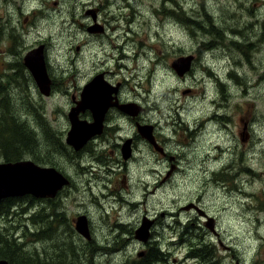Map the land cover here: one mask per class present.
<instances>
[{
    "label": "rangeland",
    "instance_id": "obj_1",
    "mask_svg": "<svg viewBox=\"0 0 264 264\" xmlns=\"http://www.w3.org/2000/svg\"><path fill=\"white\" fill-rule=\"evenodd\" d=\"M101 3L105 11L107 0H0V23L14 15L22 43V63L17 69L7 62L5 54L0 59V145H13L23 155L22 160L34 161L52 152L78 182V191L51 210L54 218L50 222L45 212L39 214L48 204L36 203L32 197L12 199L11 205H4L2 209L8 210L0 213V242L11 244L15 261L25 264H140L143 258L139 253L149 252L150 245L161 253L155 264H264V0H116V7H123L118 17H99L105 32L98 35V45L104 46L109 60L104 65L93 52L95 39L80 27L91 20L86 11ZM209 20L218 32L207 29ZM116 24L122 29L117 30ZM107 34H120V39L102 42ZM10 42L0 46V54L8 52ZM34 44L33 48L44 44L52 51L51 58L47 53L46 63L53 66L57 82L50 100L40 95L31 73L23 67V57ZM139 52L142 58L135 64ZM143 52L160 62L150 64ZM232 52L237 53L240 64H232ZM187 55L196 56L198 62L180 77L171 63ZM99 67L116 72L124 80L127 94L156 108L155 120L168 121L164 136L178 168L167 184L160 186L159 182L170 161L159 166L158 172L131 173L128 189L115 190L107 172L87 171L88 160L82 162L81 174L60 156L65 149L59 145L70 129L66 117L70 96L90 79L82 76L81 70ZM236 67L240 70L234 72ZM62 70L65 77L57 75ZM235 73L244 75L241 79ZM67 87V96L59 94ZM212 115L217 116L215 124L208 125L204 136H196L199 117ZM43 126L53 129L55 137L43 138ZM94 132L85 133L84 139ZM18 136L35 140L25 154L17 146ZM217 146L228 155L222 152L216 161L209 162L211 155H220H216ZM0 160L6 161L2 156ZM242 164L247 168L245 183L241 175H233L241 172ZM227 165L224 173L229 176L219 177L230 180L217 181L220 190L212 184L205 188L206 180L210 183L212 174ZM137 181L141 182L136 189ZM194 198L214 214L217 236L210 234L202 221L197 224L192 213L182 210ZM100 204L107 208L106 213ZM160 211L166 218L155 223L151 243L138 241L135 229L142 217L153 218ZM80 214L90 220L91 241L74 229L72 219ZM127 227L126 234L121 235ZM205 241L208 244L202 261L191 258L192 252H197L195 244L198 248ZM37 249L43 259L40 262L29 257ZM22 253L28 259L21 257Z\"/></svg>",
    "mask_w": 264,
    "mask_h": 264
},
{
    "label": "flooded vegetation",
    "instance_id": "obj_2",
    "mask_svg": "<svg viewBox=\"0 0 264 264\" xmlns=\"http://www.w3.org/2000/svg\"><path fill=\"white\" fill-rule=\"evenodd\" d=\"M228 1L230 0H227V2ZM104 6L105 5L103 3L98 4V5L95 4V6H93L94 9H89L88 11H86V15L91 17V20L89 21L88 25L87 24L80 25L81 28L83 29L86 28V31L89 33V35H92V38L95 39L94 41L95 48L93 49V52L96 54L97 59L103 65L106 62H109V60H108V57L104 54V46L98 45V40L100 38L98 37V35H102L105 32V25L99 22V17L101 16L103 20L106 19L103 17V15H106V16L112 15L113 17H116V16L118 17V10L123 8L121 7L122 5H120L119 7H116V0H107V5H106L107 9L105 11H104L105 8H103ZM250 13L252 12L250 11ZM209 17L211 16L209 15ZM27 21L28 19H25L24 23H27ZM2 22H3L2 24L0 23V26L3 27L0 33V46L5 44L9 40H11L10 42L11 45L9 46V50L7 53H1L0 55L3 56L4 54L15 53L21 56L22 49L16 48L15 40L13 37V35H19L16 29L15 16L12 15ZM212 26L213 25L210 23V20H209L207 23V28L209 29ZM247 26H250V25L247 24ZM115 28L117 30H121L122 26L116 24ZM113 30H114V27H113ZM5 34H8L9 37L8 38L4 37ZM204 35H205V39H208L206 34ZM113 38L115 40L116 39L119 40L120 34H115L114 36L107 34L106 36L103 37L102 42H105V40L113 41ZM49 43L51 44V42ZM34 46H36V44L31 46V49ZM36 48H33L31 51H34ZM49 48L50 47L45 45L46 60H47V53L49 55V58H51V53L48 52ZM207 49L211 50L212 48L208 46ZM76 50L80 51L79 47H77ZM31 51H29L28 53H30ZM141 52H139L135 56V64H138L139 59L142 58V56L140 57ZM232 53H233L232 55L235 58L232 64L234 65H236L237 63L240 64L241 59L237 57L238 56L237 53L236 52H232ZM142 54L143 56H145L147 60L150 61V64L154 63L155 65H157V63L160 62V59H155V57L152 60L151 54L149 53L143 52ZM26 55L23 57V67H26L24 64V58L26 57ZM1 58L2 57H0V59ZM196 62H198V60L196 56H194L193 64H195ZM18 63H19L18 66H20L22 61L20 60L18 61ZM9 64L13 68L17 67L16 66L17 63H15V61H13L12 63L10 62ZM254 67L256 68L255 65ZM26 69L30 72V70L27 67ZM47 69L49 71L48 74L51 80V86H50L51 89H49L50 94L49 96H46L40 93L39 89L38 91L40 95L43 96L44 99L50 100L54 97V85L57 82L56 81L57 76L54 75L55 70L53 69V66L49 65L48 61H47ZM232 70L234 72H237V70H240V67L239 68L236 67V69H232ZM90 71L92 72L91 75H89ZM16 73H20V71L17 70ZM60 74L62 75V77H65V70H62L57 75L59 76ZM235 74L236 76L241 77V79H242V75H244L242 74L240 76L237 73ZM21 75L23 74L21 73ZM81 75L88 76V78L90 79L85 80L82 88L75 90L71 94L70 103L68 107V113L66 117L70 123V128H71V121H70L68 114L72 110L76 109V107L78 106L77 105L78 103H81L82 109L78 116L79 122L83 124L85 128H88L89 126H94V129H86L84 131L85 133L89 131H95V132L91 135V137L87 140V142L79 150H77L74 145L68 144L66 141L67 134L70 131L69 129V131L66 134H64V140L62 144L59 145L61 148L65 149L64 152L60 150L61 151L60 156H63L66 160L70 161L75 169H78L79 171H81V174H82L81 164L83 161L88 160L90 162V166L87 168V171L91 172V171H94L95 169H99L101 173H103L104 171L107 172V174L110 175V179H111L110 184L113 186L115 190H120V188L128 189V182H129L131 173L135 174V173H146V172H152V173L158 172L159 166L163 164L165 165V163L167 164L168 161H170L172 162V164L169 165V170L166 171L165 176L159 182L160 186L163 185L164 183L167 184L169 179L172 177L173 173L178 168V165L173 163L174 161H176V158L174 157L173 153L170 151L171 146L169 144V141L164 136L165 127L168 121L163 120L161 118H158L157 120H155L156 113H157L156 108H154L153 106H149L147 103L140 102L136 98V96H131L127 94L125 92V82L123 79L118 78L116 72L112 70L104 71V69L101 67L97 69L84 68V70H81ZM228 76L229 77L231 76V72L228 73ZM248 78H250L249 75H248ZM134 79L135 80L137 79V75H135ZM93 82L95 83L97 82L101 87L96 90L97 95L90 98V95L88 93L89 89L87 87H89V85L92 84ZM219 82L221 85L225 84L220 80ZM200 83H202V81H198V84ZM59 94H63L67 96L69 94L68 87L65 89V91L63 92L61 91ZM203 98L206 99L205 97ZM214 100L215 99L211 100V102ZM89 105H91L94 112L91 110ZM99 111L101 114L99 113ZM215 116L216 115L199 117L201 125L197 129L198 134L196 136L202 137L206 134L205 130L208 127V125L215 124V118H214ZM144 127H146L147 129H143ZM140 128L142 130L141 132H140ZM40 134L42 135L43 138L48 137V136L55 137L54 130L48 129L46 126H43L41 128ZM34 144H35V140H34ZM216 150H217L216 155L217 154H220V155L218 156L211 155L209 157V162L216 161L222 154L225 156L228 155L226 154L225 151H223L220 148V146H217ZM227 151H229V154H232V150H227ZM244 152L245 151H242L240 154H244ZM207 155L209 154L207 153ZM205 157H206V154H205ZM152 159H156V160H152ZM200 160H201V157H200ZM33 162L34 163L36 162L35 164L36 165L38 164L37 165L38 167H42L41 169H55L67 180V182L70 183L69 187L68 185L63 186V188L58 192L56 197L53 199H34L36 203L42 204L45 202L48 204V208L46 210H41L39 214H42L43 212H45L49 218L51 217V219H48V222H50L54 218V214L51 210L56 207L58 202L59 203L62 202L64 199L71 197L78 191V188H77L78 182H77V179L73 176V174H71L67 170L65 163L56 161V159L52 156V152L47 153L44 157L38 156ZM131 166H134V168L132 169ZM227 169H228V165L222 167L218 173L217 172L213 173L211 182L209 183V179H207L204 187L209 188V185L212 184V187L217 186L216 188L220 190L222 186L217 184L216 182L230 180L229 178L221 179L219 177V175L229 176L228 174L224 173L225 171H227ZM241 169H242L241 172L233 173V175H236V176L241 175L242 176L241 182L245 183L246 181H244L243 178L245 177L244 173L246 172L245 169L247 168L245 167L244 164H242ZM74 178L76 182L74 181ZM140 182L141 181L136 182V189H137V183H140ZM160 186L158 185L156 188ZM241 193H243V190H241ZM202 194H203V191L200 190L198 193L199 197H201ZM236 195L239 199H241V196H239L237 193ZM120 198H122V195ZM100 205L103 211L106 213L107 208L103 207L102 204ZM109 207L111 208V206ZM182 210L187 211L188 213H192V216L194 215L193 219L196 221V223L198 224L200 223L198 221H202L205 227L207 223L212 221L213 224L215 225L214 232L210 231L207 227L206 228L208 229L210 234H214L216 236L218 235V232L216 229V220L214 219V214H211L206 209H203L199 205V202H197L196 198H194V201H191L186 206L182 207ZM161 211L158 212V214L153 218H150L144 215L142 217L139 227L135 229V234H136V231L143 225V223H146L149 220L153 221V228L154 226L157 225V223L160 224L161 222H163L164 218H166V213L161 212ZM84 217L87 220V225H88V229H89L91 240H92L93 237H92V229L90 226V220L88 219L86 215L80 214L77 217L72 219L74 229L78 233L75 227V222L79 220L80 218H84ZM194 225L195 227L198 228V230H201L200 226H197L196 224ZM128 228L129 227L124 228L120 234L121 235L126 234ZM153 228L151 230V237L153 236ZM197 239H201V238H197ZM149 243H151V240ZM207 244H208V241H205L201 247L197 248L196 244L194 246V248L198 252L196 256V260H199V262H201L204 256L206 255ZM39 254L40 253L37 249V253L35 252L37 262H40L43 260V259H40ZM147 254L148 252L143 253V259H145ZM59 256L63 257L64 255L59 254ZM69 263L73 264L71 261Z\"/></svg>",
    "mask_w": 264,
    "mask_h": 264
},
{
    "label": "water",
    "instance_id": "obj_3",
    "mask_svg": "<svg viewBox=\"0 0 264 264\" xmlns=\"http://www.w3.org/2000/svg\"><path fill=\"white\" fill-rule=\"evenodd\" d=\"M44 51V45L40 46L37 50L31 51L24 58V64L33 74L41 92L49 96L51 80L46 69ZM193 61L194 56L180 57L173 61L172 67L180 76H183L190 70ZM99 87L100 85L95 82L89 85L90 97L97 95L95 88ZM79 105L70 114L72 131L69 133L67 140L68 143L74 145L77 150H79L91 137L90 135L89 138L84 139L85 135L81 133V124L78 122L77 118L81 108ZM76 136L79 137L78 140L72 138ZM74 142L77 144L75 145ZM65 184L66 180L60 174H57L54 169H41L32 161H21L14 164L0 163V203L7 198H19L26 195H33L36 198H53ZM69 185L70 183L68 182V186ZM76 223L77 231L85 236L88 241H91L86 218H80ZM152 225L153 222L151 221L143 223V226L137 231L136 238L147 243L149 238H151L149 230ZM206 227L214 232L215 225L212 221L207 223ZM0 264H9V262L0 260Z\"/></svg>",
    "mask_w": 264,
    "mask_h": 264
},
{
    "label": "trees",
    "instance_id": "obj_4",
    "mask_svg": "<svg viewBox=\"0 0 264 264\" xmlns=\"http://www.w3.org/2000/svg\"><path fill=\"white\" fill-rule=\"evenodd\" d=\"M208 29V28H207ZM210 29V28H209ZM208 29V30H209ZM211 31H215L218 32L219 30L216 29L215 27H211ZM16 133L13 131L12 136H15ZM34 145V140H22L19 136H18V147L21 149L22 153L25 154V150L27 149V147ZM0 156L4 157L6 162H14V161H18V160H22L23 155L20 153H17L13 147V145H11L8 142L3 143L2 145H0ZM12 199H8L4 202H2L0 204V213L2 212V210H6L5 212H7V208L2 209V207L4 205H11ZM11 244H8L7 242H0V259H5L7 261H9L11 264H25L24 261H15L12 252H11ZM196 251L192 252L191 254V258H196L197 256ZM21 257L28 259V256L24 255L23 253L20 254ZM160 256L161 253L159 252V250L153 246L150 247V251L148 252L147 256L145 257V259H142L141 261L142 264H155L156 262H158L160 260ZM29 257L31 259H35V252L32 251V253L29 255ZM60 257V256H59ZM36 260V259H35Z\"/></svg>",
    "mask_w": 264,
    "mask_h": 264
},
{
    "label": "bare ground",
    "instance_id": "obj_5",
    "mask_svg": "<svg viewBox=\"0 0 264 264\" xmlns=\"http://www.w3.org/2000/svg\"><path fill=\"white\" fill-rule=\"evenodd\" d=\"M75 10H77V8L75 9ZM9 13V12H8ZM7 13V14H8ZM74 13V12H73ZM208 13H210V12H208ZM11 15H9V17H10ZM1 24H2V22H1ZM2 26H0V33H1V30H2ZM80 29V28H79ZM35 31V30H34ZM198 31V30H197ZM81 33V32H80ZM37 34L39 35V36H42L43 34L39 31V32H37ZM205 34V33H204ZM202 35V32H198V37H200ZM13 37H14V40H15V45H16V48L17 49H22V47H21V44L22 43H20V39H21V37L20 36H18V35H13ZM209 41V40H208ZM64 42V41H63ZM25 44V46H26V43H24ZM51 44H52V42H51ZM65 47H67V46H65ZM38 48V47H37ZM64 48V47H63ZM61 50V49H60ZM31 51V50H30ZM48 52L49 53H51L52 51L50 50V48L48 49ZM5 56H6V59H7V61L10 63H12L13 61H15V63H17V67H19L18 65H19V63H18V61H20V58H21V56H19V55H17V54H15V53H13V54H5ZM4 56V57H5ZM0 57H2V55H0ZM64 57V56H63ZM59 59H61L60 58V56H59ZM62 61H63V59H62ZM59 62V61H58ZM61 62V61H60ZM63 63V62H62ZM59 63H57V65H58ZM65 66V65H64ZM68 66V65H67ZM60 67V66H59ZM54 69V68H53ZM64 69V68H63ZM160 69V71L162 72V71H164V69L163 68H159ZM158 69V70H159ZM59 70V69H58ZM23 74V73H22ZM58 74V73H57ZM163 74V73H162ZM23 78H24V75H23ZM27 79V78H26ZM13 80V79H12ZM6 83H7V81H6ZM28 84H29V82H28ZM30 86V85H29ZM51 89V88H50ZM41 93V92H40ZM6 96V95H5ZM31 97V96H30ZM43 97V96H42ZM21 102H23L24 103V101H21ZM14 104V103H13ZM90 107H91V105H89ZM92 108V107H91ZM44 110V109H43ZM40 115V114H39ZM42 116V115H41ZM43 118H45L46 119V117H45V115H44V117ZM75 123V122H74ZM81 126V133H83L86 129H94V126H89L88 128H85L84 126H83V124H81L80 125ZM76 130V129H75ZM78 131V130H77ZM75 134V133H74ZM78 134V133H77ZM72 138H74L75 140H78L79 139V137L78 136H76V137H72ZM75 143V145L77 144L76 142H74ZM25 159V158H24ZM35 160V159H34ZM1 161V160H0ZM21 160H18V161H14V162H7V163H10V164H14V163H18V162H20ZM36 163V162H35ZM38 165V164H37ZM39 168H42V167H39ZM40 185V184H39ZM53 190V189H52ZM2 203V202H1ZM25 208V207H24ZM19 210H20V208H19ZM15 211V210H14ZM26 211V210H25ZM11 213H13V212H11ZM16 213V212H15ZM18 214V213H17ZM33 214V213H32ZM11 216H12V214H11ZM20 216V215H19ZM33 217H34V215H33ZM29 218V217H28ZM31 220V219H30ZM33 221V220H32ZM33 225V224H32ZM29 226V225H28ZM31 227V226H30ZM33 227V226H32ZM30 230V229H29ZM31 231V230H30ZM32 232V231H31ZM29 234V233H28ZM33 234V233H32ZM35 259H36V257H35ZM111 260V259H110Z\"/></svg>",
    "mask_w": 264,
    "mask_h": 264
}]
</instances>
